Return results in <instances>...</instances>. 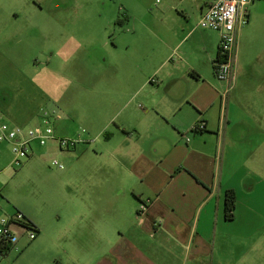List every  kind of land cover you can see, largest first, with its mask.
Listing matches in <instances>:
<instances>
[{
  "label": "crops",
  "instance_id": "1",
  "mask_svg": "<svg viewBox=\"0 0 264 264\" xmlns=\"http://www.w3.org/2000/svg\"><path fill=\"white\" fill-rule=\"evenodd\" d=\"M19 1L0 0V43L49 39L56 25L43 24V7L27 10ZM213 2L171 0L168 10L178 13L166 24L144 33L132 24V48L116 60L115 86L128 84L131 99L149 105L132 107L101 153L109 158L101 168L117 181L71 206L74 225L82 222L74 235L83 264H264V38L260 43L262 29L253 26V0L222 118L217 101L227 85L211 84L220 37L199 25ZM202 121L205 129L193 130ZM229 189L236 194L231 219Z\"/></svg>",
  "mask_w": 264,
  "mask_h": 264
},
{
  "label": "rangeland",
  "instance_id": "2",
  "mask_svg": "<svg viewBox=\"0 0 264 264\" xmlns=\"http://www.w3.org/2000/svg\"><path fill=\"white\" fill-rule=\"evenodd\" d=\"M170 1H19L27 10L43 7V24L56 26L49 39L36 44L0 43V114L15 125L31 126L41 110H55L56 136L79 142L69 148H60L57 140L36 143L21 164L12 163V145L0 143V215L21 211L40 227L30 240L24 228L13 224L20 248L0 264H83L85 252L74 235L82 222L74 225L71 206L74 200L93 198L99 184L117 181L115 174L101 168L109 161L101 153L114 144L118 126L131 108L149 105L142 99L133 101L128 84L115 86V63L131 51L127 44L131 45L132 24L144 33L147 26L161 27L175 17L178 12L168 10ZM255 10L253 26L261 27L263 43L264 0H255ZM70 30L79 40L68 39ZM215 80L211 84L219 88L223 81ZM220 100L219 95L217 105ZM105 131L116 137H107Z\"/></svg>",
  "mask_w": 264,
  "mask_h": 264
},
{
  "label": "built area",
  "instance_id": "3",
  "mask_svg": "<svg viewBox=\"0 0 264 264\" xmlns=\"http://www.w3.org/2000/svg\"><path fill=\"white\" fill-rule=\"evenodd\" d=\"M253 0H214L203 12L199 25L210 28L219 33V55L213 62L216 77L226 83L222 94V118L226 117V101L229 90L236 83V65L238 61L239 31L248 22L247 6ZM56 111L43 109L39 115V122L31 126L15 125L0 114V143L8 142L12 145L13 164H21L23 159L31 156L33 145H45L49 140H57L60 148L75 146L77 140L59 138L54 130ZM205 122L194 125L193 130L205 129ZM57 164V161H53ZM62 167V165H60ZM145 208V205H142ZM1 210V206H0ZM16 224L26 230L30 240L38 235V230L21 211L0 215V260L19 250L20 236L13 230Z\"/></svg>",
  "mask_w": 264,
  "mask_h": 264
},
{
  "label": "trees",
  "instance_id": "4",
  "mask_svg": "<svg viewBox=\"0 0 264 264\" xmlns=\"http://www.w3.org/2000/svg\"><path fill=\"white\" fill-rule=\"evenodd\" d=\"M235 207H236V194H235L233 189H229L226 191V195H225V211H226V217L228 219L233 218ZM34 226H35V224H34ZM36 228H37L38 232H40V230L38 229L37 226H36Z\"/></svg>",
  "mask_w": 264,
  "mask_h": 264
}]
</instances>
